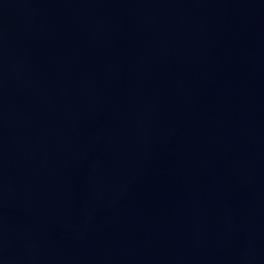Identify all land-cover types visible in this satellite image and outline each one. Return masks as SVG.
Wrapping results in <instances>:
<instances>
[{"label": "water", "instance_id": "1", "mask_svg": "<svg viewBox=\"0 0 264 264\" xmlns=\"http://www.w3.org/2000/svg\"><path fill=\"white\" fill-rule=\"evenodd\" d=\"M0 264H264V0H0Z\"/></svg>", "mask_w": 264, "mask_h": 264}]
</instances>
